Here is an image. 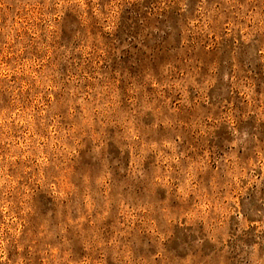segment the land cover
Instances as JSON below:
<instances>
[{"label":"rangeland","instance_id":"374dc122","mask_svg":"<svg viewBox=\"0 0 264 264\" xmlns=\"http://www.w3.org/2000/svg\"><path fill=\"white\" fill-rule=\"evenodd\" d=\"M0 264H264V0H0Z\"/></svg>","mask_w":264,"mask_h":264}]
</instances>
